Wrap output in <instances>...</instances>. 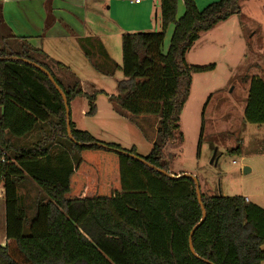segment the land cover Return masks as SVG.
Segmentation results:
<instances>
[{
  "label": "trees",
  "instance_id": "1",
  "mask_svg": "<svg viewBox=\"0 0 264 264\" xmlns=\"http://www.w3.org/2000/svg\"><path fill=\"white\" fill-rule=\"evenodd\" d=\"M180 1L184 13L178 17ZM242 1L219 0L199 10L196 0H159L158 32L122 35V66H105L109 74H115V67L123 75L111 99L131 116L159 120L156 140L146 157L138 155L135 147L126 150L76 129L71 103L85 97L86 116L94 117L95 96L83 93L79 81L64 87L46 63L30 55L40 50L22 45L19 50L0 51V182L5 188L6 215V246H0V264L264 263L263 208L240 196L202 193L206 219L192 239L194 256L189 238L203 218L195 182L171 179L148 166L177 176L170 172L165 149L183 143L180 115L193 75L216 69L215 64L191 66L186 55L202 33L240 15ZM19 59L44 68L66 95L75 142L67 133L61 94L43 72ZM246 103L245 123L263 126L262 78L250 79ZM37 131L41 136L31 147L14 145ZM203 131L204 123L198 156ZM55 147L63 148L64 154L54 153ZM124 153L140 157L146 165ZM30 183L37 186L38 196L32 206H24L19 190Z\"/></svg>",
  "mask_w": 264,
  "mask_h": 264
},
{
  "label": "rangeland",
  "instance_id": "2",
  "mask_svg": "<svg viewBox=\"0 0 264 264\" xmlns=\"http://www.w3.org/2000/svg\"><path fill=\"white\" fill-rule=\"evenodd\" d=\"M240 5V15L218 24L207 33H202L188 51L186 60L189 65L215 64L216 70L193 75L190 94L180 115L179 125L183 143L170 144L165 149L166 159L171 165L170 172L177 176L188 174L195 177L201 194L208 197L219 195L253 197L257 192L264 198V160L254 158L251 153L246 154L247 147L248 150L254 147L253 140L257 132L260 133L261 139L264 138V125L260 127L244 121L248 96L246 81L249 79L250 82V77H258L255 76L259 75L258 65L264 66V0H244ZM159 30L156 28L151 32ZM97 31L103 35L104 49L109 53L111 61L120 68L122 39L119 41L117 38L115 27L104 21L101 26H97ZM170 40L169 35L165 44L166 51ZM77 45L72 42H54L51 46L50 42H47L43 48L45 57L50 61L45 63L64 87L74 86L76 82L82 81L87 93L95 96L97 112L100 110V115L95 119L81 117L82 106L88 112L89 105L85 97H78L72 102V121L75 119L76 122H81L83 129H87L85 131L93 133L103 142L120 143L126 150L135 145L138 148V155L148 156L151 151V139L157 136L159 120L155 117H133L129 121L114 115L110 98L117 94V82L123 79L120 69L113 67L115 76L108 73L102 56L105 53L102 47L95 51L91 58L77 57V54L79 56V53L75 52ZM14 47V50H17V47ZM49 52L53 57H48ZM30 55L35 60L43 62L38 55ZM55 60L59 62H54ZM51 62L56 65L58 63L71 65L73 67L71 74L67 69L57 68L58 65L56 67ZM76 114L82 120L76 119ZM115 119L123 121L115 123L113 122ZM203 123L202 145L198 156ZM245 124L248 126L247 133L243 131ZM39 136L38 133L31 138L16 140L14 145L31 147L39 140ZM117 139L121 142H115ZM242 141L245 142L244 153L234 154L233 151L241 147ZM56 148H53L54 153ZM8 156L13 159V153H8ZM244 166L253 171L244 174ZM38 191L33 183L20 189L22 204L32 206ZM250 200L254 201V198ZM32 214L33 210L29 211V215Z\"/></svg>",
  "mask_w": 264,
  "mask_h": 264
},
{
  "label": "crops",
  "instance_id": "3",
  "mask_svg": "<svg viewBox=\"0 0 264 264\" xmlns=\"http://www.w3.org/2000/svg\"><path fill=\"white\" fill-rule=\"evenodd\" d=\"M158 1L159 0H2L0 2V19L3 21L0 23V51L3 49L14 50V46H16L17 49H20L22 45H26L34 50H40L41 53L32 54L38 55L45 63L46 61L50 62L45 57V51L43 49L45 48L47 42H50L51 46H53L54 42H72L76 43V45L78 44L75 46V52L79 53V56L77 54V57L87 58L84 47L90 51L91 56L95 51H98V49L102 47L105 51V53L102 51L104 53L102 56H104V63H106L105 66L108 67L109 63L110 66H114V62H109L111 58L109 53H107L104 49V42L102 38L103 35L101 32L97 31V26H101L104 21L114 26L119 41L122 39V35L125 33L151 32L156 30V28L160 29V21L157 10ZM216 1L219 0H196V4L199 10H203L205 6L207 7L208 4ZM183 13L184 6L183 2L180 1L178 7V17H181ZM172 32L173 30L168 33L166 40L169 39V35L171 39ZM8 37H10V39L4 40V38L6 39ZM48 57H53L50 52L48 53ZM56 61L57 60L54 62ZM54 62L51 63L57 67ZM61 64L67 68V71H69L68 73L72 72L73 67L71 65L64 63ZM257 70L259 75L255 76H258L264 80V66L261 67V65H258ZM79 83L83 93L90 96L84 88V82L79 81ZM246 84H248L247 88L249 94V79H247ZM110 101L114 107V115L120 116L121 118L124 117L129 121L132 120L134 116L121 111L111 98ZM86 113L87 111L82 106L80 112L81 117H86ZM99 115L100 110H98L96 116L92 118L95 119ZM71 117L73 120L72 111ZM77 118L82 120L78 114H76V119ZM123 120L115 119V121H112L115 123H120ZM73 123L75 124L77 130H87L83 129L81 122H76L74 119ZM247 128L248 126L245 124L243 131L246 133ZM38 133L41 136V132L37 131L27 138H31ZM90 134L94 136L93 133ZM256 134L257 136H254L255 139L253 140L255 145H253L254 147L252 150H248L249 148L247 147L246 154L251 153L254 158H261L264 160V138H260L259 132ZM94 138H96L98 141H101L95 136ZM155 140L156 137L151 139L150 150H152ZM115 142L121 141L117 139ZM107 143L120 145V143ZM244 144L245 142L242 141L238 153L235 154L241 155L244 153ZM133 147L136 148L138 153V148L135 145H133ZM64 151L65 150L60 147L55 149L56 154H64ZM246 168L248 170L247 174H250L253 171L249 167H243V169ZM251 196L243 195L242 197H244L247 202L256 204L264 209L263 196L259 193L257 194V192L253 197ZM250 198H254V201H251ZM0 204H2V208H0V228L3 229V231L2 229L0 231V246L5 247L6 215L4 201L0 200Z\"/></svg>",
  "mask_w": 264,
  "mask_h": 264
},
{
  "label": "water",
  "instance_id": "4",
  "mask_svg": "<svg viewBox=\"0 0 264 264\" xmlns=\"http://www.w3.org/2000/svg\"><path fill=\"white\" fill-rule=\"evenodd\" d=\"M19 61H22L26 64H30L31 66H33L35 69L43 72L50 80V82L55 86V88L57 89V91L61 94L62 98H63V101L65 103V107H66V118H67V133H68V136H69V139L72 141V142H75L73 136H72V132H71V121H70V109L68 107V101H67V97L66 95L62 92L61 88L56 84L55 80L53 79V77L51 76V74L49 72H47L44 68L40 67L39 65L35 64V63H31L27 60H23V59H19ZM125 155L129 156L130 158L134 159V160H137L139 162H141L142 164H145L146 165V162L144 160H142L140 157H137V156H134V155H131V154H128V153H124ZM150 168L156 170L158 173L164 175V176H167V177H170L171 179H178L180 177H185V178H190L192 179L195 184H196V193H197V197H198V202L202 208V211H203V218L201 220V222L192 230L191 234H190V238H189V244H190V250L192 252V254L194 256H196V253L194 251V247H193V242H192V239H193V236L195 234V232L197 231V229L203 224V222L205 221L206 219V212H205V209H204V206H203V203H202V194H201V190H200V186L198 184V181L195 179V177L191 176V175H188V174H184V175H181V176H171L168 172L166 171H163V170H159L155 167H152L150 165H148ZM248 173V170L247 168L244 169V174H247ZM211 264V263H209Z\"/></svg>",
  "mask_w": 264,
  "mask_h": 264
},
{
  "label": "built area",
  "instance_id": "5",
  "mask_svg": "<svg viewBox=\"0 0 264 264\" xmlns=\"http://www.w3.org/2000/svg\"><path fill=\"white\" fill-rule=\"evenodd\" d=\"M236 164V162H234ZM5 197V188L4 184L0 182V200H4Z\"/></svg>",
  "mask_w": 264,
  "mask_h": 264
}]
</instances>
